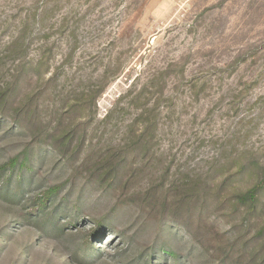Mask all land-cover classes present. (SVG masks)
<instances>
[{"label": "rangeland", "instance_id": "374dc122", "mask_svg": "<svg viewBox=\"0 0 264 264\" xmlns=\"http://www.w3.org/2000/svg\"><path fill=\"white\" fill-rule=\"evenodd\" d=\"M253 162L264 0H0V264H225L200 226L264 264V192L232 212Z\"/></svg>", "mask_w": 264, "mask_h": 264}, {"label": "trees", "instance_id": "16d2710c", "mask_svg": "<svg viewBox=\"0 0 264 264\" xmlns=\"http://www.w3.org/2000/svg\"><path fill=\"white\" fill-rule=\"evenodd\" d=\"M91 100L93 101L92 98ZM5 104H6V101L3 100L2 108H4ZM23 122H27V119H25ZM18 162H19L18 157L11 158L8 163L4 164L1 167V169L10 170V169H13V167L17 165H19L20 168H29V169L31 168V166L28 167L29 166L28 161L22 160L20 163ZM247 168L249 170H252L255 173H256L255 169H257L258 179L255 182V184L249 189L245 191L236 192V194L233 196L232 201H231L232 202V212L236 213V212L244 211L247 214L246 218L250 216L252 213H255L257 211L258 204L261 200L260 197H262V194L264 192V167L259 164H256V162H253L250 166L247 164ZM244 169H241V170H244ZM229 177H232V176H229ZM10 180L11 178L7 179L4 183L0 181V193L3 192L5 196H10V193H9L10 192V189H9ZM227 182H228V179L227 180L225 179L223 181V184L225 185ZM197 184L199 183L197 182ZM207 184H208V180L205 181V187H207ZM23 186H24V181L22 179H18V183L12 190L14 191L15 197L22 196V193L24 190ZM60 188H62V185H55V186L50 187L48 191H45L43 193V198L39 199L40 203H38V205L35 206V209L31 211L30 214L39 212L42 206L43 215H45L47 218L49 217L50 219H54L55 217L57 218L60 215V212H57L56 210H54L53 212L49 214L45 211V208H46L47 202L50 201L53 195L57 194ZM194 189L195 187H193L191 190H194ZM206 190L207 188H205V191ZM145 204L151 205V202L150 201L145 202L143 203V206H145ZM190 210L191 209L187 207L186 216L181 219V223L184 224L186 228L188 229L194 226V222H195V220L193 219L194 218L193 214L190 212ZM201 214L198 218L199 220L198 222L203 221V216ZM259 232L260 234H264V225L262 226V228H260ZM193 236L200 242L203 249H205L208 253H210V255L214 257L216 260H219L225 264H241L242 256H244L245 253L243 250H241L239 253H236L235 246H236L237 238L235 239V241L233 240L223 241L222 239H219L215 236L204 238L202 237V234H201V226L199 227L198 230L194 231ZM87 242H89V240H87ZM168 254H171L176 258L177 260L176 264H182L179 260V255L177 253L173 251H169V252H166V256ZM154 258H152L151 255L148 256V258L144 261L143 264H156L155 263L156 261H154L155 260ZM164 263L168 264L167 261H164Z\"/></svg>", "mask_w": 264, "mask_h": 264}]
</instances>
